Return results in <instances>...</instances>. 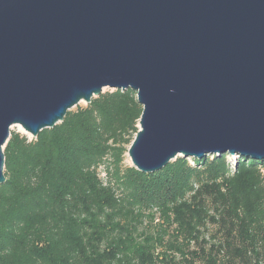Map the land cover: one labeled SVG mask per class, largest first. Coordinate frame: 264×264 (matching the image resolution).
I'll return each mask as SVG.
<instances>
[{
  "label": "water",
  "instance_id": "water-1",
  "mask_svg": "<svg viewBox=\"0 0 264 264\" xmlns=\"http://www.w3.org/2000/svg\"><path fill=\"white\" fill-rule=\"evenodd\" d=\"M104 89L142 107L140 173L264 162V0H0V185L12 126L36 138Z\"/></svg>",
  "mask_w": 264,
  "mask_h": 264
},
{
  "label": "trees",
  "instance_id": "trees-1",
  "mask_svg": "<svg viewBox=\"0 0 264 264\" xmlns=\"http://www.w3.org/2000/svg\"><path fill=\"white\" fill-rule=\"evenodd\" d=\"M142 107L105 92L6 142L0 264H264V163L124 164Z\"/></svg>",
  "mask_w": 264,
  "mask_h": 264
},
{
  "label": "rangeland",
  "instance_id": "rangeland-1",
  "mask_svg": "<svg viewBox=\"0 0 264 264\" xmlns=\"http://www.w3.org/2000/svg\"><path fill=\"white\" fill-rule=\"evenodd\" d=\"M111 91H114V90H109V89H104L103 90V93H105V92H111ZM89 105V104H88ZM87 105L84 103V102H80L76 107H74L72 110L73 111H76L77 109H79V108H85ZM14 135H23V136H26L29 140L31 139V136H29L28 134H26L22 129H21V127L20 126H12L11 128H10V136H9V138H11L12 136H14ZM3 149H4V147H3ZM124 164L126 165V166H131L132 167V165H131V163H130V160H129V158H128V156H127V154L125 155V157H124ZM225 159H226V161L229 163V164H233L236 160H237V156L236 155H227L226 157H225ZM264 163V162H263ZM262 171L264 172V169H262Z\"/></svg>",
  "mask_w": 264,
  "mask_h": 264
}]
</instances>
